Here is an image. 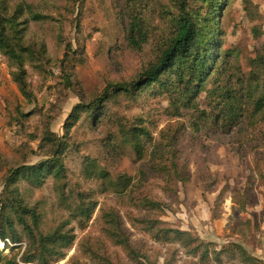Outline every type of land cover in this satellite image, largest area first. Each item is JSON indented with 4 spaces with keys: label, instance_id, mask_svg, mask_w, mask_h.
Segmentation results:
<instances>
[{
    "label": "rangeland",
    "instance_id": "obj_1",
    "mask_svg": "<svg viewBox=\"0 0 264 264\" xmlns=\"http://www.w3.org/2000/svg\"><path fill=\"white\" fill-rule=\"evenodd\" d=\"M182 1L0 0L34 50L25 64L29 99L0 51V211L17 190L40 215V233L74 240L63 258H41L40 239L30 241L16 221L14 233L4 232L2 264H202L179 243L155 241L161 229L189 231L219 250L236 243L256 259L211 264H264V112L233 128L210 119L215 89L240 96L250 112L264 95V0H231L215 19L210 57L222 64L202 91L171 94L153 85L136 97L110 92L101 101L107 88L158 62ZM187 7L196 19L210 18L204 0H187ZM252 88L260 89L253 100ZM49 160L61 161L65 176L48 170L38 184L27 173L9 187L19 168ZM145 198L159 206H144ZM112 211L136 257L107 236Z\"/></svg>",
    "mask_w": 264,
    "mask_h": 264
},
{
    "label": "trees",
    "instance_id": "obj_2",
    "mask_svg": "<svg viewBox=\"0 0 264 264\" xmlns=\"http://www.w3.org/2000/svg\"><path fill=\"white\" fill-rule=\"evenodd\" d=\"M204 1L209 6V19L203 17L198 19L194 18L188 11L187 0H183L180 6L176 33L170 40L169 46L163 51L158 62L150 66L130 83L117 84L107 88L104 98H101V101H105L109 98L110 92L113 94L120 93L136 97L142 90L150 88L153 85L157 89L164 90L167 93L171 92V94H173V92H181L191 95L194 90L198 89L202 91L206 82L214 78V72H218L222 64L218 57L216 64L212 65L215 59L210 57L214 50V38L219 35V33L215 31V19L219 18V14L224 6L229 7L231 3V0L227 2H224V0ZM1 10L2 7L0 4V51L8 58L10 65L13 68H17V71L13 73L14 80L23 96L29 99L32 94L29 91L25 64L28 58L34 54V50H31L22 42L15 18L12 16H4ZM35 18L38 19L40 17L37 15ZM135 32L136 26L133 25L130 33L131 36H129L131 42H135ZM263 88L264 85L262 89ZM216 91L217 89L214 90L215 107L211 108L213 115L210 118L216 127L218 125L223 128H233L238 126L240 120L242 121L247 114H249L250 118L253 120L257 114L264 112V95L261 96L262 91L257 101L254 103L257 106L254 112H250L249 105L247 106L243 102L240 103L242 98L238 95L231 94L227 88L219 93ZM250 91L253 94L251 96V100H253L260 89L252 88ZM249 104L251 105V103ZM202 115L207 116L205 112H203ZM48 170H53L57 178L65 176V167L63 163L58 160H49L39 165L19 168L8 177L9 187L13 186L21 176H25L27 173H29L30 180L41 184L43 179L46 178ZM176 172H178V169L175 168L174 173L176 174ZM121 181L123 184L124 182L129 183L127 177L121 178ZM123 184L122 190L125 192L127 191V186ZM9 192L11 193V198L8 199L9 201L1 203L0 241H6L5 229H9L11 233L15 232L14 224L17 221L19 225L24 228L26 236L30 241H37L38 238L40 239L43 250V253L41 252L40 255L41 258H44L43 256H45L46 253L52 257L63 258L65 254L62 252V249L69 247L73 243V237L66 233H60L58 235H44L40 233V215L35 209H30L24 204L17 190L16 192ZM143 202L144 206L150 208L159 206V203L148 198H145ZM89 214L90 212L87 216H89ZM105 231L112 242L117 246H121L130 256L136 257L131 238L125 229L124 222L119 213L112 211L105 216ZM153 236L157 242L179 243L186 249L188 254L196 258L199 257L202 264L221 262L224 257H240L247 262H256L254 257L250 256L242 246L236 243L219 250L212 243L207 244L194 237L189 231L161 229ZM12 238L14 241L19 240L16 235H12ZM31 248L34 250V245ZM31 256H28L25 260L32 261L36 258ZM2 262L3 258L0 253V264H2Z\"/></svg>",
    "mask_w": 264,
    "mask_h": 264
},
{
    "label": "bare ground",
    "instance_id": "obj_3",
    "mask_svg": "<svg viewBox=\"0 0 264 264\" xmlns=\"http://www.w3.org/2000/svg\"><path fill=\"white\" fill-rule=\"evenodd\" d=\"M0 247L3 249L4 248V243L0 241Z\"/></svg>",
    "mask_w": 264,
    "mask_h": 264
},
{
    "label": "built area",
    "instance_id": "obj_4",
    "mask_svg": "<svg viewBox=\"0 0 264 264\" xmlns=\"http://www.w3.org/2000/svg\"><path fill=\"white\" fill-rule=\"evenodd\" d=\"M4 243V247L6 246L5 244L7 243V241L6 242H3ZM1 248V247H0Z\"/></svg>",
    "mask_w": 264,
    "mask_h": 264
}]
</instances>
